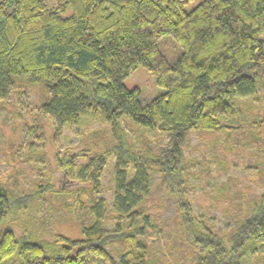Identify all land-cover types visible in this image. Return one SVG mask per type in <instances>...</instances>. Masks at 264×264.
Returning a JSON list of instances; mask_svg holds the SVG:
<instances>
[{
    "label": "trees",
    "instance_id": "16d2710c",
    "mask_svg": "<svg viewBox=\"0 0 264 264\" xmlns=\"http://www.w3.org/2000/svg\"><path fill=\"white\" fill-rule=\"evenodd\" d=\"M186 1L0 0V101L15 78L42 84L49 101L40 111L55 131L96 121L103 127L82 137L75 157L68 149L57 155L77 188L53 189L47 177L16 194L0 182V264H164L159 250L138 240L148 219L143 206L160 190L174 202L182 238L193 250L188 264H264V183L257 195L241 191L233 226L219 232L192 211L188 193L198 162L183 151L191 132L231 137L241 117L251 121L249 146L264 133V0H203L190 11ZM165 35L181 50L173 64L159 48ZM137 67L165 91L145 106L138 89L123 84ZM127 118L142 131L165 132L166 146L139 143L138 149L122 126ZM111 157L114 194L107 210L94 196ZM256 166L264 176L263 152ZM48 193L79 215L71 218L80 220V237L44 238L38 214ZM211 193L217 202L235 196L226 184Z\"/></svg>",
    "mask_w": 264,
    "mask_h": 264
},
{
    "label": "rangeland",
    "instance_id": "374dc122",
    "mask_svg": "<svg viewBox=\"0 0 264 264\" xmlns=\"http://www.w3.org/2000/svg\"><path fill=\"white\" fill-rule=\"evenodd\" d=\"M202 1L187 0L184 10H192ZM159 48L170 64L175 63L181 52L168 35L160 39ZM261 48L264 51V35L261 36ZM15 84L8 97L0 101V182L16 194L28 193L34 189L35 183L40 180L45 182L47 177H50L53 189L77 188L78 182L70 176H65V172L58 167L57 155H63L68 149V155L75 157L83 147L82 137H87L91 131L102 129L101 123L96 121L81 130L69 127L57 132L51 118L45 117L40 111V107L49 101L43 85L29 86L16 78ZM123 84L127 89H138L139 101L143 106L165 92L157 86L154 76L144 67H137L123 80ZM232 125L234 130L231 137L191 132L183 146L185 157L198 162L193 169L195 177L190 180L188 193L192 211L200 218H207L219 232H227L233 226L232 216L236 213L233 209L241 191L250 197L257 195L264 183L261 167L256 166L257 155L264 153V133L249 146L247 138H251V121L241 117ZM122 126L138 149L142 148L139 143H150L158 147L167 144L165 132L142 131L129 118L123 120ZM82 162L77 160L78 164ZM101 172L99 193L94 197L103 198L106 209L109 210L114 194L113 157L106 160ZM157 182V175L154 174L153 187ZM221 184H226L227 189L235 196L227 193L217 202L211 190ZM163 195L161 190L153 191L143 206L148 212V219L138 240H142L149 250H159V257L164 264H188L192 260L193 250L182 238L174 202L165 195L162 197ZM54 197L55 195L49 193L44 195L43 207L38 214L40 228L45 232L44 238L50 240L47 233L55 232L72 239L80 237V227L77 224L80 220L76 223L71 218L73 216V219L77 220L79 215L70 209L62 208L59 200ZM59 197L64 199L63 195ZM90 199L91 195L85 201ZM73 201L74 196L64 200L68 205ZM227 208L230 209L229 214L225 211ZM114 225L113 220L106 222L108 230ZM38 226V223L33 224V229L37 232ZM3 227V224L0 225V232ZM13 229L16 235L21 233V228ZM168 246H172V249H168ZM112 254L117 258L114 251Z\"/></svg>",
    "mask_w": 264,
    "mask_h": 264
},
{
    "label": "flooded vegetation",
    "instance_id": "af4514ba",
    "mask_svg": "<svg viewBox=\"0 0 264 264\" xmlns=\"http://www.w3.org/2000/svg\"><path fill=\"white\" fill-rule=\"evenodd\" d=\"M65 176H67V175H65Z\"/></svg>",
    "mask_w": 264,
    "mask_h": 264
}]
</instances>
